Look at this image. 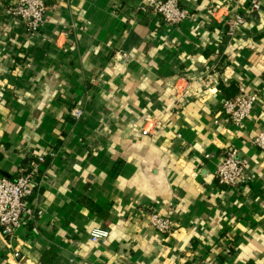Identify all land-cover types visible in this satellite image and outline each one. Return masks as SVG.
<instances>
[{
	"label": "crops",
	"instance_id": "1",
	"mask_svg": "<svg viewBox=\"0 0 264 264\" xmlns=\"http://www.w3.org/2000/svg\"><path fill=\"white\" fill-rule=\"evenodd\" d=\"M11 2L0 0V176L44 156L33 196L44 212L10 238L0 231V264H264V151L253 142L264 0L258 11L184 0L195 19L171 27L143 0H48L32 38ZM235 14L245 23L231 29ZM239 84L259 98L236 125L222 103ZM232 147L249 176L236 187L215 177ZM171 206L170 235L141 213ZM95 228L110 234L93 242Z\"/></svg>",
	"mask_w": 264,
	"mask_h": 264
},
{
	"label": "built area",
	"instance_id": "2",
	"mask_svg": "<svg viewBox=\"0 0 264 264\" xmlns=\"http://www.w3.org/2000/svg\"><path fill=\"white\" fill-rule=\"evenodd\" d=\"M7 14L14 22L23 23L28 31L29 37L36 36L45 22L49 11L48 0H12L6 8ZM139 9L142 12L152 11L160 16L164 23L171 27L176 26L187 19H195L193 13L184 5V0H143ZM261 9V0H251V10ZM245 23V18L235 14L231 19L230 28ZM117 60L126 63L130 53L117 51ZM258 95L245 84L238 85V92L222 103V111L236 125L246 120L258 102ZM71 116L80 119L84 115L80 102H77L70 110ZM158 125V123H153ZM151 126H145L141 133L143 135L153 133ZM254 144L264 151V128L253 140ZM45 157H38L37 165L22 164L18 167L14 178L0 176V231L7 237H11L19 228L29 224L37 223L43 215V209L33 197L41 186L39 178V165L45 162ZM245 162L240 157L238 150L234 147L226 151L224 159L218 164L215 177L220 184L231 187L249 179L245 172ZM33 197V198H32ZM174 206L169 208L167 214L162 215L155 212L148 213L142 209V214L148 217L149 225L163 235H170L176 229L174 219ZM147 212V214H146ZM93 242L106 239L110 232L106 228H95L90 233ZM19 253H16L18 255Z\"/></svg>",
	"mask_w": 264,
	"mask_h": 264
},
{
	"label": "trees",
	"instance_id": "3",
	"mask_svg": "<svg viewBox=\"0 0 264 264\" xmlns=\"http://www.w3.org/2000/svg\"><path fill=\"white\" fill-rule=\"evenodd\" d=\"M234 95H232V96H228L227 98H229V97H233Z\"/></svg>",
	"mask_w": 264,
	"mask_h": 264
}]
</instances>
